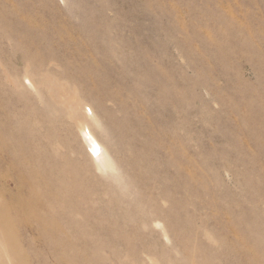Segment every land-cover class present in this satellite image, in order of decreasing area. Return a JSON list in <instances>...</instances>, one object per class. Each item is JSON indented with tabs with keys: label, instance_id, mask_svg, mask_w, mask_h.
I'll list each match as a JSON object with an SVG mask.
<instances>
[{
	"label": "rangeland",
	"instance_id": "rangeland-1",
	"mask_svg": "<svg viewBox=\"0 0 264 264\" xmlns=\"http://www.w3.org/2000/svg\"><path fill=\"white\" fill-rule=\"evenodd\" d=\"M0 264H264V0H0Z\"/></svg>",
	"mask_w": 264,
	"mask_h": 264
},
{
	"label": "bare ground",
	"instance_id": "bare-ground-1",
	"mask_svg": "<svg viewBox=\"0 0 264 264\" xmlns=\"http://www.w3.org/2000/svg\"><path fill=\"white\" fill-rule=\"evenodd\" d=\"M82 134L91 155L96 158L95 161L100 164L106 157V150L104 146L89 129L87 132L86 130H83Z\"/></svg>",
	"mask_w": 264,
	"mask_h": 264
}]
</instances>
